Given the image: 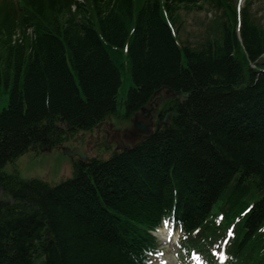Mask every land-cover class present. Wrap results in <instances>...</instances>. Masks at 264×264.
Instances as JSON below:
<instances>
[{
	"label": "trees",
	"instance_id": "obj_1",
	"mask_svg": "<svg viewBox=\"0 0 264 264\" xmlns=\"http://www.w3.org/2000/svg\"><path fill=\"white\" fill-rule=\"evenodd\" d=\"M239 1L0 0V264H151L165 221L186 256L215 264L228 240L225 264H264V24ZM206 5L213 28L183 41L181 12ZM162 89L183 96L136 147L75 159L56 185L5 172Z\"/></svg>",
	"mask_w": 264,
	"mask_h": 264
},
{
	"label": "rangeland",
	"instance_id": "obj_2",
	"mask_svg": "<svg viewBox=\"0 0 264 264\" xmlns=\"http://www.w3.org/2000/svg\"><path fill=\"white\" fill-rule=\"evenodd\" d=\"M250 1V8L253 14H256L264 24V0H248ZM247 0H240L238 7L242 9L246 6ZM181 28L180 38L183 41H188L193 45L199 44L207 37V34L214 26L215 19L220 17V13L209 5L204 6L202 10H195L191 12H181ZM170 23V22H169ZM127 54V52H125ZM264 63V58L263 61ZM130 65L125 63V67L122 69V84L119 89L118 105L119 112L121 111V104L126 100L129 89L133 86L132 75L129 70ZM8 104V95L0 94V112ZM115 122V128L123 130L128 127L129 124L123 121ZM90 135L84 137L83 150L89 157H102L108 159L111 153L115 150L116 142L119 139L114 138L109 151L102 150L97 144L93 146ZM75 139L67 141L65 147L73 148ZM5 172L8 174H18L24 180H42L52 185L59 184L63 180L71 178L73 175L72 160L68 156L64 155L62 149L56 148L46 153H36L29 151L25 155L19 157L13 163L8 164L5 167ZM167 232L168 234H166ZM170 231H160L158 236L165 240L166 254L162 259L155 260L154 264H181L182 261L177 255V249L175 245L179 241V235H171ZM166 237V238H165Z\"/></svg>",
	"mask_w": 264,
	"mask_h": 264
},
{
	"label": "flooded vegetation",
	"instance_id": "obj_3",
	"mask_svg": "<svg viewBox=\"0 0 264 264\" xmlns=\"http://www.w3.org/2000/svg\"><path fill=\"white\" fill-rule=\"evenodd\" d=\"M158 95L159 96H157V98H153L148 104L147 108L150 109V115L145 116L142 110L137 114H134L133 118L130 121V129H125L119 132L117 130H114L108 122L98 127L96 131L90 134L93 146H97V144H100L104 148H108L109 143L111 142L110 138H115L116 135H118L119 138V142H117L116 145L117 148L125 145H130L133 147L143 142L147 138V136L152 133L153 130H156V128H158V125L162 126L164 123H167L168 120V118L166 119L164 111L161 107L162 105L166 104L165 94L164 92H161ZM135 121L141 122L145 126L149 127L148 132L145 133L144 131H138L136 128H133V123Z\"/></svg>",
	"mask_w": 264,
	"mask_h": 264
},
{
	"label": "water",
	"instance_id": "obj_4",
	"mask_svg": "<svg viewBox=\"0 0 264 264\" xmlns=\"http://www.w3.org/2000/svg\"><path fill=\"white\" fill-rule=\"evenodd\" d=\"M162 90H159L157 91L156 95L159 94ZM166 94L169 95V94H172L173 96H177V95H181L183 96L181 93L180 94H176L174 93L172 90H166ZM150 109H146V108H143L142 111L144 113L145 116H148L150 115ZM135 124V127L138 131H144L145 133L148 132L149 130V127L145 126L144 124H142L141 122H134ZM62 128H65L66 126L64 124L61 125ZM82 145H83V140L82 139H79L78 140V144L77 146L73 149V150H70L69 148H63V153L65 155H67L68 157H70L71 159H74L75 157H79L81 159H83L84 161H87L89 158L88 156L85 154L83 148H82ZM3 193V190L0 191V194Z\"/></svg>",
	"mask_w": 264,
	"mask_h": 264
},
{
	"label": "bare ground",
	"instance_id": "obj_5",
	"mask_svg": "<svg viewBox=\"0 0 264 264\" xmlns=\"http://www.w3.org/2000/svg\"><path fill=\"white\" fill-rule=\"evenodd\" d=\"M170 112H171V113H173V111H172V110H170ZM64 144H65V143H63V144H60L58 147H54V148L45 149V150H43V153L50 152V151H52L53 149H56V148H59V149L67 148V147H65V145H64Z\"/></svg>",
	"mask_w": 264,
	"mask_h": 264
}]
</instances>
